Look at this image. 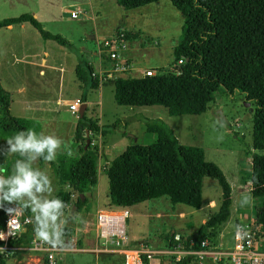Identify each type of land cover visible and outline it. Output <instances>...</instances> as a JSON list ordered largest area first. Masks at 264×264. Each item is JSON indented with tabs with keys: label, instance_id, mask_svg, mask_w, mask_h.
I'll return each mask as SVG.
<instances>
[{
	"label": "rangeland",
	"instance_id": "1",
	"mask_svg": "<svg viewBox=\"0 0 264 264\" xmlns=\"http://www.w3.org/2000/svg\"><path fill=\"white\" fill-rule=\"evenodd\" d=\"M63 8H67L68 11L74 8L81 14L71 19L68 13L62 11ZM23 13L30 15L35 13L38 19L34 17L45 31L65 39L74 51L65 47L63 51H59L60 49L52 47L57 45L51 41V47L46 49L48 56L44 58L46 65L55 68L45 66V75L41 77L38 75V70L41 68L38 58L30 57L26 61L20 60L21 38H28L25 43L26 49L33 48V52L42 51L34 42V37L27 36L24 30L18 29V26H13L10 30L0 29V86L8 92L9 99H13L9 114L16 118H25L22 117L24 114L20 110L16 111L19 106L14 101L16 100L15 90L21 87L25 90L26 97L42 95L47 99L55 98L56 90H61L62 98L67 99L74 97L75 93L72 90H82V92L89 90L86 93V99L91 104L83 114L96 121L97 125L104 127L107 132L104 136L84 134L85 138H90L91 149L88 154L95 156L98 174L95 188L90 193L85 192L87 202L83 211L81 210L79 214L70 210V206L76 203V195L73 194L70 196L69 205L63 209L62 213H54L56 216L54 221L43 217L37 203L50 202L55 191L60 187L57 169L65 166L61 162V154L68 157V152L71 150V156L76 155L75 147L72 148V138L67 139L70 130L66 126L74 115L77 116V113L70 115L66 107H59L63 124H60L61 134L58 139L63 140L65 136L66 141L61 142L56 149L52 165L46 162L40 166L35 153L31 154L30 166L39 170L38 181L41 183L42 190L37 191L34 186L32 196L21 194L18 198H14L16 202L27 205L30 210L29 216L22 213L21 232L23 229H29L31 232L27 235L29 239L39 240L34 227H43L41 221L46 220L45 230L50 234L53 231H62L61 237L66 246L67 244L79 246L84 238L81 229L85 221L93 220L97 210L113 209L107 202V179L101 173V169L108 161L119 155L126 146L149 145L155 142V135L144 130L147 122L162 123L179 145L201 148L204 160L216 165L230 186L229 217L232 221L230 226L235 227L241 223L253 224L255 201L251 199L249 189L250 158L244 151L251 144V115L254 105L252 102H245L243 94L234 91L228 95L218 88L213 93V101L207 105L204 113L168 116L161 106L116 105L112 96V80H101L96 89H83L75 79L73 69L79 62L91 64L98 73L111 69V61L109 62L105 57L103 59L101 43L119 30L130 31L138 36L126 44L125 51L119 53L120 61H123L130 71L124 74L118 73L116 77H141L146 70H150L152 74L171 71V51L180 36L182 18L167 0H160L132 10H123L115 3V0H0V20ZM95 13L98 14L95 15ZM27 27L34 31L29 25ZM98 50L99 53H97ZM85 51L91 52L90 55ZM63 65H66L64 69ZM93 73L95 74L94 71ZM60 75L62 82L58 87ZM73 82L77 87L79 86L78 89ZM218 111L220 114L217 113ZM42 134L53 135L46 131L45 127L42 133L40 131L41 136ZM15 148L16 140L0 132V183L3 180L6 165L16 151L13 150ZM219 202L220 189L217 182L211 178H203L201 203L211 209L207 207L191 209L182 204L172 206L165 198L145 201L128 209L130 217L125 221L126 237L140 243L146 242L155 249H160L162 235L173 233L175 237H178L190 234L200 226L202 220H206L209 214L217 210ZM62 216L65 222L64 227H60L59 223ZM222 229L223 225H218L209 232L218 234L222 233ZM231 232L230 227L225 228L224 237L219 241L222 246H230ZM5 261L6 264H45L41 254L26 251L8 252ZM55 261L56 264H121L117 256L109 259L101 257L95 260L91 253L71 251L59 253L55 256ZM168 261L171 264L173 259L169 257ZM204 264L215 263L209 261Z\"/></svg>",
	"mask_w": 264,
	"mask_h": 264
},
{
	"label": "trees",
	"instance_id": "2",
	"mask_svg": "<svg viewBox=\"0 0 264 264\" xmlns=\"http://www.w3.org/2000/svg\"><path fill=\"white\" fill-rule=\"evenodd\" d=\"M157 1L160 0H115V3L123 10H132ZM167 1L182 18L180 36L171 51L172 70L152 76L111 79L113 100L116 105L125 107L161 106L168 116L204 113L218 88L228 95L237 91L243 94L245 102H252L251 144L244 152L250 158L249 189L250 197L255 201L252 226L264 238V0ZM20 23H28L43 41L51 40L73 50L65 39L45 31L38 20L28 13L0 20V28ZM122 33L127 43L138 36L126 30ZM102 56L104 59L103 53ZM179 60L181 64L176 65ZM74 75L83 88L96 89L99 86L92 67L85 62L75 66ZM8 107L9 94L0 86L1 133L15 137L21 132L26 139L27 131L33 130L37 139L41 138L37 121L12 117ZM144 130L155 135L154 143L128 145L101 169L107 179L108 205L129 208L145 201L165 198L172 206L182 204L199 209L202 180L211 178L220 189L217 210L190 234L180 235L177 240L173 233L161 236L171 247L180 244L187 248L191 244L193 249H197L201 240L213 236L209 230L228 220L230 186L219 168L204 160L201 148L179 145L162 123L147 122ZM85 132L104 136L107 131L84 114L77 118L72 136V148L75 147L76 155L65 157L61 154L60 159L65 166L57 169L60 187L51 201L60 199L63 206L55 210L56 214H61L69 205L73 194L76 195L73 206L76 211H81L87 202L85 192L90 193L96 186L98 172L95 156L88 154L90 138L84 137ZM86 140L88 144L83 149ZM32 153L16 150L6 165L0 185V229L12 204L18 205L25 215L30 213L14 198L9 201L5 197L10 195L11 181L20 175V168L39 173L38 169L29 165ZM47 154L46 150L43 154H36L40 166L46 162L52 165V161L44 160ZM25 232L10 239L7 246L27 245L30 240ZM8 252L12 251H0V264H5ZM190 262L191 257L184 256L171 264Z\"/></svg>",
	"mask_w": 264,
	"mask_h": 264
},
{
	"label": "built area",
	"instance_id": "3",
	"mask_svg": "<svg viewBox=\"0 0 264 264\" xmlns=\"http://www.w3.org/2000/svg\"><path fill=\"white\" fill-rule=\"evenodd\" d=\"M70 18H76L77 10L68 11ZM127 42L123 40L122 30L101 43V52L106 60L111 61V69L97 73L99 83L101 80H111L118 73H126L130 68L119 59V53L125 51ZM181 64L177 61L176 65ZM150 70L143 72L142 76H152ZM105 77V78H104ZM82 104L79 99L67 104L68 110L75 114ZM22 210L18 205H11L6 211L4 226L0 229V250L36 252L43 256L45 264H56L55 256L63 252H86L96 255H120L122 264H149L155 256H162L178 261L184 256H190L192 261L202 264L205 260L215 264H264V238L259 235L257 228L248 223L235 226L231 232V244L228 247H217L211 239H203L198 248L193 249L191 244L184 248L180 244L171 247L167 240L160 242V249H155L146 242L140 243L136 248L127 246L125 234V221L130 217L128 208H113L111 210H98L94 216L96 230L95 242L91 247H80L75 244L66 246L62 242L56 246L39 240L29 239V243L20 247H9L7 242L17 237L21 232L20 218ZM237 227L243 229L238 236ZM178 237H175L177 240Z\"/></svg>",
	"mask_w": 264,
	"mask_h": 264
},
{
	"label": "crops",
	"instance_id": "4",
	"mask_svg": "<svg viewBox=\"0 0 264 264\" xmlns=\"http://www.w3.org/2000/svg\"><path fill=\"white\" fill-rule=\"evenodd\" d=\"M71 10H76V9L73 8ZM62 11L65 12V13H68V9L67 8H63ZM77 11H78V13L80 15L81 12L79 10H77ZM32 14H33L32 15L33 17L35 16L37 18V15L35 13H32ZM96 14H98V13H95V15ZM71 19H75V18H71ZM28 25H29L28 23H20V24H15V25L7 26V27H5V29L10 30V29H12L13 26H18V29L24 30L26 32L27 36L34 37V39H35L34 42H36V44L40 47V50L42 49V51L41 52H39V51L38 52L37 51L35 52L34 51L35 52L34 53L32 51V50H34L33 48L30 49V50L29 49H26L27 47L25 46V43L28 41L27 40L28 38L27 39L26 38H21L20 39L21 40V46H20L21 56H20V60L26 61V60L30 59V57H32L33 59L38 58L39 59V61H38L39 62V65L41 66V68L38 70V75L42 77V76L45 75V72H44V69H46L45 66L46 67H50V68H55L54 66L51 67V66L46 65V61H45V58H44V57H47L48 56L47 50H48L49 47H51L50 46L51 45L50 44L51 40H45V41H43L40 38L39 34L36 32V30L33 29L30 25L29 26L34 31L29 30V28L27 27ZM0 29H2V28H0ZM56 45L57 46H52V47H56L57 50L60 49L59 51H63L64 47L58 45L57 43H56ZM83 50H85V49H83ZM12 51H13V49H12ZM30 52H33V53L30 55L29 54ZM85 52L88 53L89 55L91 53V52H87V51H85ZM97 53H99V50L97 51ZM95 55H96V53H95ZM14 57L16 58V56H14ZM121 62L124 63L123 61H121ZM90 66H92V65L90 64ZM65 67H66V65H63V69ZM61 69L62 68H60V70ZM92 70L95 72V75L98 73L97 72L98 70L96 71L94 68ZM76 81H77L78 85H80L83 88V86L81 85V83H79V81L77 79H76ZM61 82H62V77L60 75L58 77V87H60V83ZM73 85H75L74 82H73ZM75 87L78 89L79 86L77 87V85H75ZM83 89H88V88H83ZM24 91L25 90L23 89V87L19 88L18 90H15L16 100H14V101L19 106L16 111H19L20 110V112L24 114L22 117H25V118H23V119H31V120L37 121L39 123V125H40V131H41V133L43 131V127H45V130L48 131V132H50V133H52L53 135H55L56 138H60L59 137L60 134H61L60 133V124H63L61 122L62 121V118H61V113H60L59 107H66L67 108V104L73 102L76 99H79L82 102V99H83V96H84V102H82V104H84V106H85V109H84V112H83L85 114L86 110L88 109V107L91 104L90 101H88L86 99V93L89 90H86L85 92L84 91L82 92V90H72L73 93H75V95H74V97L72 99L62 98L61 90H56V96H55V98H52V99L44 98V97H42V95H39V97L34 96L32 98H29V97H26L24 95L25 94ZM43 93H44V91H43ZM12 103H13V99H9V107H8V110L9 111H11V105H12ZM70 115H73V114L70 112ZM85 117L88 118L89 116L85 115ZM76 121H77V116L74 115L73 118H71V121L68 122L69 123L68 126H66L70 130V134L69 135L67 134V139H69V140L73 136V131H74V127H75ZM60 141L61 142L66 141V137L64 136V139L63 140H60ZM30 157H31V155L29 156V165H30ZM249 162H250V159H249ZM132 207H129L128 209L130 210V209H132ZM203 207H207L208 208V206H204L203 203H201L200 208H203ZM27 208H28V206H27ZM217 208H218V206H217ZM83 209H84V207L82 208V211H83ZM208 209H211V208H208ZM70 210L72 212H78V211L75 210V207L74 206H70ZM78 213L80 214L81 211H79ZM180 215L182 216V214H180ZM27 216H29V214H27ZM156 216H158V214H156ZM208 216L206 217V219L208 218ZM93 217H94V215H93ZM59 221H60L59 222L60 223V227H64V223L65 222H64L63 216L60 217ZM203 221H205V220H202L201 221V224L204 223ZM68 223L72 224V222H69V221H68ZM222 225H223L222 233L213 234L211 241H212V244L214 246H217V247H228V245L222 246V244L219 241H221V239L224 237L223 236L224 235L223 232H224L225 228L230 227L231 231L234 228L233 226H230V225H232V221H231L230 217L228 218V220L224 224H221V226ZM24 230H26L25 233H26V236H27L28 233L30 232V230L29 229H23V231ZM190 231H192V230H190ZM81 233L83 235L82 234H80V235L84 236V238H83V242L82 243L81 242L79 243V246L80 247H91V246H93V244L95 242V236H96V230H95V225H94V218H93V220L90 219L89 221H85V223L83 224V227L81 229ZM61 242H63V244L66 245V243H64L62 237H61ZM70 242H71V240H70ZM127 242H128L127 245L129 247H131V248H135L136 246H138L140 244V242L131 240L130 237H127ZM230 244H231V240H230ZM70 245H73V244H67V246H70ZM0 251H2V250H0ZM93 255H94V259L95 260H99L101 257H106V258L109 259V258H114V257L117 256V257L120 258V262L122 264V258H121L120 255H116V254H115V256H112V255H96V254H93ZM194 262L195 261H192L190 263H194ZM204 262H209V261L205 260ZM204 262H202V264H204ZM5 264H6V261H5ZM149 264H170V263L168 261V258L166 259V257L164 258L162 256H155L154 259L149 262Z\"/></svg>",
	"mask_w": 264,
	"mask_h": 264
},
{
	"label": "clouds",
	"instance_id": "5",
	"mask_svg": "<svg viewBox=\"0 0 264 264\" xmlns=\"http://www.w3.org/2000/svg\"><path fill=\"white\" fill-rule=\"evenodd\" d=\"M28 135L25 139L23 133H18L15 137L16 148L13 150H19L23 152H34L36 154H43L45 150L47 155L44 156L45 161H52L55 159V151L60 146V139L56 138L55 135H43L40 139H37L36 134L33 130L27 131ZM68 155L71 156L72 152L69 150ZM20 175L16 176L12 181V187L10 189V195H6L5 199L11 201L13 198H18L21 194H27L32 196V188L35 186L37 191H41V183L37 180L39 173H34L32 171L25 170L20 168ZM33 200L35 198L33 197ZM248 203V200H247ZM63 206L60 199H55L51 202H45L43 204L37 203V207L40 208L41 214L43 217L51 220H55V210ZM34 211V209H33ZM39 219V218H38ZM43 227L36 228L34 227L35 234L38 239L41 241L56 246L61 242V232L53 231L51 234L45 230L47 228L46 220L41 221ZM243 232V229L237 227L238 236Z\"/></svg>",
	"mask_w": 264,
	"mask_h": 264
},
{
	"label": "water",
	"instance_id": "6",
	"mask_svg": "<svg viewBox=\"0 0 264 264\" xmlns=\"http://www.w3.org/2000/svg\"><path fill=\"white\" fill-rule=\"evenodd\" d=\"M84 109H85V106H84V104H81L79 107H78V110H77V118H81L82 116H83V112H84ZM218 114H220V111H218L217 112ZM223 118V117H222ZM85 134H87L86 132H85ZM88 144V140H86V142H85V146H84V148L83 149H85L86 148V145ZM0 185H1V183H0ZM80 197V200L82 201V196L80 195L79 196ZM10 209V208H9Z\"/></svg>",
	"mask_w": 264,
	"mask_h": 264
}]
</instances>
